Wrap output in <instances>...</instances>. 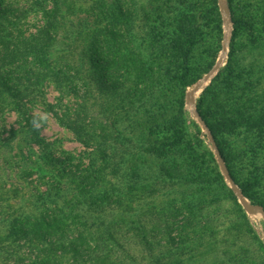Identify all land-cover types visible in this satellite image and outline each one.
<instances>
[{"label":"rangeland","instance_id":"rangeland-1","mask_svg":"<svg viewBox=\"0 0 264 264\" xmlns=\"http://www.w3.org/2000/svg\"><path fill=\"white\" fill-rule=\"evenodd\" d=\"M96 1L59 0V10L55 14L57 31L65 34L71 25L77 23L89 30L94 28V21L102 11V7L94 10ZM100 1L111 4L114 0ZM223 1L226 20L219 0H133L130 9L132 17L128 21L131 30L117 38L113 49L116 55L111 65L112 68L129 70L127 78L107 76L101 64L91 66L84 62L80 69L82 65L75 53L63 54L65 59L75 60L84 83L90 84L89 91H82L81 96L73 98L70 103L86 104L87 108L83 110L97 141L102 140L103 135L110 137L112 144L115 142L112 137L122 138L123 128L119 124L126 114L142 116V122L148 126L143 128L144 132L146 129L156 136L165 133L173 136L175 131L177 134L182 132L177 123L185 120L184 147L186 145L188 151L184 148L174 151L176 156L173 154V158L182 166L183 173L171 184L165 186L159 179L147 174L150 173L148 164L155 165L159 161L156 157L139 161V158L124 155L121 145H113L114 150L103 152L77 141L74 132L59 123L50 107L45 105L44 98L38 95H34L29 102L28 112L32 114L33 109L41 108L52 114L51 126L41 131L50 154L46 150L37 152L39 147L25 127L22 114L9 107L0 112V264H34L36 256H43L41 250L45 241L26 239L18 232V239L14 241L16 233L11 235V229L23 225L21 220L15 219L27 211L36 216L38 212H45L47 207L54 206L46 198L39 197L38 194L44 191L52 194L53 203L64 208L60 200L77 180H74V175L64 174L63 180L67 183L63 184L57 171L64 167L70 172L77 164L91 165L96 169L101 192L104 187H110L108 184H113L115 200H120L121 208L130 211L127 213V225L120 228L117 223L121 218L117 215L104 220L108 224L111 218L110 221L117 224L118 239L129 254L138 261L142 260V264H154L156 257L160 264H264V218L259 213L248 212L235 192L228 190L227 185L231 186L216 154L215 164L207 152V147L213 150L214 147L191 109L189 92L219 60L226 37L227 48L221 66L233 60L236 67L245 72L243 75L248 76L251 72L253 83L243 88L250 89L264 107V0ZM156 8L159 10L155 11ZM189 13L196 24V40L190 45L191 54L182 65L181 60L168 57L162 51L185 46L169 41L172 34L179 30L180 18ZM86 36L84 32L82 37L86 39ZM55 50L62 51V43H56ZM178 63H181L180 66ZM161 66L168 70L167 77L156 79L159 90L153 96H141L143 101L141 97L138 100L129 93L128 87L120 86L123 82H131L139 94L140 90L152 84L149 81L153 73L150 69ZM138 70L147 72L148 81L139 76ZM89 72L93 73L92 81L89 80ZM218 72L219 69L195 96L196 109L207 114L219 111L215 91L223 84L213 80ZM246 81L243 79L240 84L244 85ZM118 85L117 91L115 88ZM210 86L211 91L205 93ZM59 96L61 94L54 86L47 87V101L55 103ZM134 122L135 119L131 122L133 127ZM140 134L143 132L139 128L136 136L142 137ZM222 147L233 173L245 183L248 200L262 205L258 201H264V171L257 184V180L250 176L249 159L244 164L224 143ZM260 157L264 159V153ZM219 172L224 180L219 178ZM189 200L190 210L183 204ZM142 229L149 237L150 246L139 239L138 230ZM67 258L65 261H68ZM124 258L126 263L131 262L126 256Z\"/></svg>","mask_w":264,"mask_h":264},{"label":"trees","instance_id":"trees-1","mask_svg":"<svg viewBox=\"0 0 264 264\" xmlns=\"http://www.w3.org/2000/svg\"><path fill=\"white\" fill-rule=\"evenodd\" d=\"M132 1L114 0L111 4L107 2L105 4L97 0L94 10L97 11L100 9L99 7H102V11L94 21V28L89 30L83 24L77 23L71 25L67 33L60 34L57 31L55 15L59 10V0H0V112H4L9 107L22 114L25 127L32 133V137L39 147L37 152L46 150L50 154L44 145V136L41 131H34L30 123L32 114L28 112L30 107L28 104L34 95H38L42 99L44 98L45 105L50 107L59 123L72 130L76 140L88 148H92V150L99 148L105 152V150H114L113 145H121L124 155L130 156L132 159L139 158L141 161V159L147 160L156 157L159 161L155 165L148 164L150 173L147 174L154 179L156 177L166 186L176 178H181L183 173L182 166L177 164L173 154L176 156L174 151L178 150L177 148H184L188 151V147L186 145L184 147L183 135L186 130L184 119L177 123L182 132L177 134L175 131L173 136L166 133L163 136H156V134L152 135L147 132L146 129L144 132L143 128L148 126L142 122V116L135 117L126 114L124 118L121 117V120L127 124L122 122L119 124L123 128V133L120 136L122 138L112 137L115 141L112 144L113 141L110 142L108 136H101L102 140L99 141L94 138L86 120V111L83 110L87 108L86 104L70 103L73 98H79L82 91L86 92L91 88L90 84L84 83L82 72L75 66V60L64 58L67 53L76 54L78 62L82 65L80 69L83 68L84 62L90 63L91 66L101 64L107 71L106 75L111 78L115 75L122 78L129 76L130 72L126 68H112L111 65H113L116 55H114L113 49L117 38L119 39V36L125 31L131 30L128 21L132 17V15L130 16ZM157 10L159 9L156 8L155 11ZM190 18L191 14L180 18L182 20L178 21L179 30L172 34L169 41L178 43L180 47L183 44L185 46L173 51H162V54H166L168 57L181 60L182 65L191 54L190 45L196 40V38L194 39L196 24ZM84 32L87 34L86 39L82 37ZM59 42L63 45L62 51L55 50V45ZM186 43L190 44L187 46ZM70 56L73 55L70 54ZM181 63H178V66ZM150 71L153 72L152 78L149 80L152 84H149L146 89L140 90L139 94L135 90L137 87L134 88V84L131 82H123L120 86L126 87L125 89L128 87V92L137 99L143 95L151 94L153 96L160 87L156 79L166 78L168 70L161 66L159 69H150ZM248 73V76L243 75L245 72L241 68H237L233 60L220 66L219 72L213 78L221 85L223 84L222 88L215 91V102L219 111L207 114L203 110L197 109L210 129L232 178L245 196H249L245 183L240 182L233 173L230 164L226 161L227 156L222 145L224 143L228 150L238 157V161L242 160L246 164L248 163L247 158L249 159L250 176L257 180L258 184L264 171V159L260 157L264 153V107H261L260 100L255 99V95L250 89L243 88L246 84L251 86L253 83V76L251 72ZM138 74L148 81L147 72L138 70ZM93 79V73L89 72V80ZM243 79H247L244 85L240 84ZM49 86H54L61 94L58 99L56 98L55 103L45 99ZM120 86L118 85L115 90L118 91ZM209 90L211 91V86L205 89V93ZM115 94L119 95L120 93ZM262 99L264 100V94ZM141 101H143V97H141ZM133 119L136 120L134 127L131 125ZM129 128L132 131L128 130ZM139 128L143 132L140 135L145 138L136 136ZM126 133L130 134L126 135ZM207 152L216 164L215 151L207 147ZM193 161L195 162L194 158ZM74 167V170L70 172H67L64 167L57 171L60 176L59 180L63 184L67 183L63 180L64 174L74 175V180H77L72 189L68 190L70 193L65 191L66 196H70L67 198L64 195L60 200L64 204V208H59L58 203L52 202L54 200L50 192L39 193L41 199L46 198L49 200L47 202L54 206L47 207L45 212H38L36 216L27 211L22 217H16L15 220H21L23 225L11 229L10 234L14 235L13 233L18 232L21 237L24 235L26 239L35 238L38 241H45L41 250L44 254L42 257L36 256L34 264H128L125 256L131 261L129 264H142V260L138 261L128 253L125 245L117 237L116 225H121L120 228L127 225V213L130 211L127 208H121L120 200H115L113 184H108L110 187H104L101 192L99 189L102 186L100 177L97 176L99 174H95L96 169H93L91 165L80 166L77 164ZM103 173L101 172V174ZM219 178L224 180V176L220 172ZM227 188L232 192L228 185ZM258 203L264 206L262 199ZM183 204L190 210V200ZM119 206L120 208H118ZM117 210L119 211L117 212ZM189 214L193 215L192 212ZM114 215L121 218L120 223L115 225L110 218L111 221L108 219L107 224L104 218H113ZM129 228L136 230L135 227ZM138 231L139 239L146 246H150V240L145 231L143 229ZM15 239H18L17 233L14 241ZM65 257H69L68 261H65ZM153 263L160 264L159 258L156 257Z\"/></svg>","mask_w":264,"mask_h":264},{"label":"water","instance_id":"water-1","mask_svg":"<svg viewBox=\"0 0 264 264\" xmlns=\"http://www.w3.org/2000/svg\"><path fill=\"white\" fill-rule=\"evenodd\" d=\"M220 6L222 7L223 10V15H224V20H226L227 18V14L224 8V1L223 0H219ZM226 48H227V37L225 38L224 44H223V52L219 57V60L216 62V64L213 66V68L211 70H209L192 88V90L189 92V96H190V101H191V109L193 114L196 116V118L198 119V121L203 125L204 129L207 132L208 138L211 141L214 150H215V154L217 157V160L220 164L221 170L223 171L224 176L226 177V179L228 180L232 190L235 192V194L237 195L240 203L242 204V206L250 213H259L261 214V216L264 218V207L262 205L259 204H252L248 198L245 196V194L242 192V190L240 189V187L238 186V184L234 181V179L232 178L229 169L225 163L224 158L222 157L219 148L212 136V133L210 131V129L208 128V126L206 125L205 121L203 120L202 116L199 114V112L196 109V106L194 104L195 101V96L196 93L199 89L203 88L205 86V84L207 83L208 80H210L214 74L216 73V71L220 68L221 64H222V60L224 59L225 53H226Z\"/></svg>","mask_w":264,"mask_h":264},{"label":"clouds","instance_id":"clouds-1","mask_svg":"<svg viewBox=\"0 0 264 264\" xmlns=\"http://www.w3.org/2000/svg\"><path fill=\"white\" fill-rule=\"evenodd\" d=\"M31 127L34 131L40 132L52 124V114L45 109H33Z\"/></svg>","mask_w":264,"mask_h":264}]
</instances>
